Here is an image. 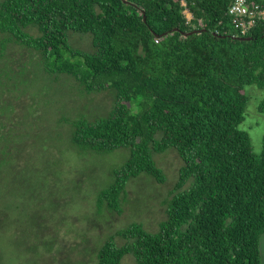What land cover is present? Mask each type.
<instances>
[{"label": "trees", "instance_id": "trees-1", "mask_svg": "<svg viewBox=\"0 0 264 264\" xmlns=\"http://www.w3.org/2000/svg\"><path fill=\"white\" fill-rule=\"evenodd\" d=\"M181 1L0 0V211L16 218V240L38 242L33 252L55 250L53 230L83 220L66 207L83 199L81 188L56 178L125 152L89 199L85 243L94 221L119 209L129 181L166 179L153 154L172 152L181 163L156 229L120 228L123 242L106 237L92 250L94 264H123L126 255L135 264H264V135L256 153L239 128L246 86L264 87V19L242 32L228 13L234 0ZM247 1L264 9V0ZM73 35L89 36L90 49L73 47ZM103 90L112 101L93 117L64 102ZM257 107L264 111V99ZM29 142L66 149L70 165L50 155L37 165ZM55 251L49 264H84Z\"/></svg>", "mask_w": 264, "mask_h": 264}, {"label": "rangeland", "instance_id": "rangeland-1", "mask_svg": "<svg viewBox=\"0 0 264 264\" xmlns=\"http://www.w3.org/2000/svg\"><path fill=\"white\" fill-rule=\"evenodd\" d=\"M181 3L185 6L183 0ZM183 13L187 23H189L192 19L191 13L187 8L184 9ZM197 23L201 24L200 19H198ZM156 41L158 40L156 39ZM71 43L73 47L83 51L90 49L89 36L73 35L71 37ZM9 55H11L12 61L16 62V65L14 66V69L16 70V66L18 65V55L14 52H11ZM66 86L67 87H63L64 91L66 88L67 90L70 88L71 90H74V86H77V83L73 80V85H69L70 88L68 85ZM245 91L248 101L245 107L244 120L240 123L239 128L248 132L253 150L256 153H260L262 149V137L264 135V111H258L257 106L264 99V87H258L255 84H251L246 86ZM110 93L111 92L108 90L91 93L83 92L81 96L77 97L73 94L72 98H69L68 100L64 99V102L67 105H73V107L79 105V110H82L81 107H83L82 111L85 115L93 117L98 112L105 113L104 109L107 110L108 106H110L112 101ZM63 94L65 93L63 92ZM68 94L69 93L67 92L65 95ZM19 97L21 101L19 100ZM19 97L18 101L21 103L20 106L22 107L28 102L29 92L27 90L22 91V94L19 93ZM62 150L64 151L60 152L57 147L52 146L43 151L38 144L34 145L29 142L26 152L29 153L33 162L37 165L47 160L49 155L50 159H53L54 157V159L58 160L60 164H63L62 162L64 161L67 165H70L71 161L67 159L70 158L67 157L69 155L68 151L66 149ZM124 155V151H119L112 155L98 156L96 158V164L94 161L89 163L87 160L86 167L83 168V171L79 169L73 171V169H71L70 172L63 173L60 178H54L59 182L62 188H71L72 183H70V181L74 180L79 188H81L83 195H85L84 197L80 195L83 199L80 200L78 204L75 205L72 203L66 206L69 208L70 213L73 211L75 214L81 216L83 220L74 218L68 219V221H71L70 226L68 225L67 227L66 225V228L62 225L58 228L59 232L56 230H53L54 232H52L57 238V246L59 247L58 252L61 254L60 258L64 257L67 252H70L68 255H70L72 261L82 259L84 260V264H94V254L92 253V250L96 248L100 242H103L106 237L113 236L115 241L118 244H121L123 239L116 235V231L120 228H123L132 222H137L141 223L146 229L153 231L156 229L158 222L163 218V201L169 194H171V189L176 180L178 168L181 163L177 158V155L172 152L153 154L157 164L162 168L166 175L164 181L156 183L152 180H144L141 177L135 181H129L125 186L124 191H120L119 193V209L116 210L113 208L111 212L99 216L94 221V227H89V230L85 233L87 241H85V243L81 242L79 230H84V228L88 226V222L85 220L83 214L89 213L92 209L89 199L95 194L94 192H97L104 185L105 180L107 179L106 170L115 162L118 163L122 161ZM67 165L62 166L67 169ZM100 169L103 170V173ZM84 172H88V178L93 177L94 179L92 183L89 182V185L87 184L88 181H85L86 179H84ZM85 190H88V193L85 194ZM64 199L68 200V198ZM74 208L78 209L74 211ZM2 216H6L5 218L8 220L2 219ZM0 218V224L10 225L7 228H4L5 226L1 227L0 264H49L48 258L53 257V255L56 254L55 250L57 246H54L52 249L55 250L52 251H42L41 248L37 247V251L41 253L38 254V252H33L28 246L35 243L38 244L36 240H20L19 242L15 239V237L17 238V234H13L15 228H13V224H11L13 221L10 222L9 219L15 220L16 218H12L11 212H8V210L0 211ZM14 227L16 226L14 225ZM48 231L44 233L43 237L49 233ZM65 231H67V233H64ZM260 241V249L264 260V234L261 236ZM79 252L81 255H77ZM91 258H93V260ZM53 259L58 261L57 256ZM123 264H135L133 256L126 255L123 259Z\"/></svg>", "mask_w": 264, "mask_h": 264}, {"label": "built area", "instance_id": "built-area-1", "mask_svg": "<svg viewBox=\"0 0 264 264\" xmlns=\"http://www.w3.org/2000/svg\"><path fill=\"white\" fill-rule=\"evenodd\" d=\"M228 13L234 26L240 28L242 32L247 31L256 18L264 19V9H260L257 4H249L247 0H234L229 6Z\"/></svg>", "mask_w": 264, "mask_h": 264}, {"label": "water", "instance_id": "water-1", "mask_svg": "<svg viewBox=\"0 0 264 264\" xmlns=\"http://www.w3.org/2000/svg\"><path fill=\"white\" fill-rule=\"evenodd\" d=\"M188 34V33H187Z\"/></svg>", "mask_w": 264, "mask_h": 264}]
</instances>
